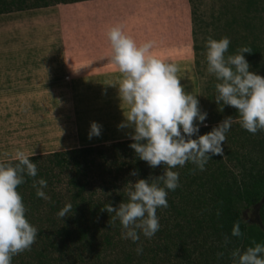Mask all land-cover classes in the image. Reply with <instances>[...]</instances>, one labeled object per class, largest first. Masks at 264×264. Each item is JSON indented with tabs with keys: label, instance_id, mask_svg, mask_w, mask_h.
Wrapping results in <instances>:
<instances>
[{
	"label": "crops",
	"instance_id": "crops-1",
	"mask_svg": "<svg viewBox=\"0 0 264 264\" xmlns=\"http://www.w3.org/2000/svg\"><path fill=\"white\" fill-rule=\"evenodd\" d=\"M116 26L137 45L152 42L153 56L176 64L184 91L203 111L190 0H84L0 15L1 119L17 120L20 135L51 136L45 147L51 152L71 139L83 147L94 143L88 120L103 125L102 143L131 140V128H118L128 106L119 98L123 74L106 35Z\"/></svg>",
	"mask_w": 264,
	"mask_h": 264
},
{
	"label": "clouds",
	"instance_id": "clouds-1",
	"mask_svg": "<svg viewBox=\"0 0 264 264\" xmlns=\"http://www.w3.org/2000/svg\"><path fill=\"white\" fill-rule=\"evenodd\" d=\"M107 39L112 50V63L123 74L119 83V98L128 106L124 121L118 128H131L129 147L139 160L150 168L166 166L162 175L129 182L126 202L113 207L105 204L103 211L113 214V222L119 221L121 237L136 243L140 235L151 239L160 230L157 209L168 207V192L179 187V173L173 171L186 163L203 172L211 155L223 156L224 141L235 119L226 117L211 131L198 135L207 113L202 111L196 96L186 93L178 78V67L151 54L152 42L140 45L126 36L119 26L110 28ZM231 41L227 36L206 40L207 72L215 77V102L236 110L240 127L250 134L264 132V77L249 71L244 58L250 49L242 46L234 54L226 55ZM101 125L90 122L88 138L99 137ZM195 136V139L192 137ZM34 155V153H33ZM15 164L0 163V264H11L13 256L29 250L38 232L25 216V206L19 185L24 176L36 177V163L22 150L12 157ZM132 177L138 171L129 173ZM37 198L49 200L44 191L47 181L38 179L33 184ZM72 205L66 203L58 212L61 219L71 213ZM243 220L233 223L230 236L239 238ZM227 240V238H226ZM135 252L141 255L142 245ZM218 256L222 253H218ZM232 264H264V244L253 242L243 251L231 252Z\"/></svg>",
	"mask_w": 264,
	"mask_h": 264
},
{
	"label": "trees",
	"instance_id": "trees-1",
	"mask_svg": "<svg viewBox=\"0 0 264 264\" xmlns=\"http://www.w3.org/2000/svg\"><path fill=\"white\" fill-rule=\"evenodd\" d=\"M78 1L84 0H57L31 8L15 7L14 10L5 9L11 4L3 3L4 9H0V14ZM213 127L199 128L198 135L208 133ZM225 142L227 144L222 145L224 158L209 154L210 160L203 172L196 170L191 163L173 169L179 173V187L168 192V207L157 209L162 235L150 249L143 252L147 256L148 264H232L233 250L239 248L243 251L253 246V242L264 244V132L258 131L253 135L243 130L239 122L233 123L226 134ZM131 143L132 140H127L107 146L72 149L49 154L46 160L51 164L50 169L73 171L74 175L69 184L75 189L74 199L82 202H85V191L91 188L90 183L83 178H87L91 168H96L103 179L114 174L112 179L105 182L102 180L103 190L111 197L100 206L95 203L99 209L90 217L97 218L105 204L116 207L119 203L126 202L129 182L160 176L166 167L161 164L150 168L146 162L138 159L129 147ZM254 152L258 153L260 159L249 161L254 158ZM40 159L41 157L29 158L34 163ZM8 163L15 164L16 161ZM134 170L139 173L137 177L129 175ZM24 180V183L30 182L27 175ZM23 184L17 188L21 198L23 196L19 188ZM246 209L256 211L260 223L250 224L245 221L247 224L241 223L242 236L231 237L233 223L240 219L244 221L242 211ZM25 216L27 219V215ZM110 216L112 218L113 214ZM56 235L61 244L73 242V237L81 243L86 241L88 230L78 228L70 231L64 227L57 230ZM53 239L55 241L54 237ZM104 244L111 246L107 239ZM218 253L222 255L218 256ZM129 261L132 262V259ZM40 263L38 261L37 264ZM20 264L35 263L25 261Z\"/></svg>",
	"mask_w": 264,
	"mask_h": 264
},
{
	"label": "rangeland",
	"instance_id": "rangeland-1",
	"mask_svg": "<svg viewBox=\"0 0 264 264\" xmlns=\"http://www.w3.org/2000/svg\"><path fill=\"white\" fill-rule=\"evenodd\" d=\"M56 1L0 0V9H4L3 3L11 4L5 9L14 10L15 7L25 6L26 8H31L43 5L44 3L51 4ZM190 1L194 17V33L198 47L196 53V74L200 85L202 109L207 113L205 123L208 125L207 127L200 126V128L216 126L226 117H232L235 119L233 123H238V113L234 108L223 106V111H219L220 105L214 100L216 95L214 85L217 81L213 75L207 72L205 44L208 37L218 40L221 37L227 36L231 43L226 55L234 54L242 46L248 47L251 53L243 55L250 66L249 71L264 77V0ZM0 112V163L14 161L13 159L10 160V157L15 154V150L24 151L29 158L41 157L40 160L35 162L37 176L34 178L29 177L30 182L24 183L23 187L19 188V192L23 196L22 202L26 209L25 215L28 217L27 220L37 229L38 235L29 250L13 256L11 264L25 263V261L35 264L38 261L41 262L40 264H50L49 262L52 264H148L147 256H144L143 252L147 251V248L150 249L158 237L162 235L160 230L151 239H146L143 235H140V240L133 243L130 240L122 239V229L119 221L113 222L110 216L112 215L111 213L108 215L102 211L99 217H90L93 212L95 213L96 209H99L101 204L108 202V199L111 197V195L103 190L104 185L102 184V180L105 182L112 179L114 174L109 178L105 177L103 179V177L99 176L100 172L96 168H91V172L88 171L87 178H83L91 186L84 193L85 202L74 199L75 189L69 184L74 175L73 171L65 170L62 172L55 168L50 169L51 164L46 160L47 155L58 153L51 152V148H45L46 142H53L51 141L52 137L44 135L37 130L32 131L31 135H20L17 125H14L17 120L15 123L6 119L7 117L2 120L1 114L3 111ZM35 117L37 121L36 125H41V117L39 115ZM85 124L86 127L90 124V121L88 120ZM99 125L103 126L100 123ZM53 137L57 139L59 135H53ZM73 138H76V135H73ZM93 138H95L94 143L85 142L86 144L84 145L87 147H97L116 143L114 140L102 143L99 137ZM192 138L195 139V136ZM43 143L44 145L42 146L41 144ZM36 144L40 146L38 150L36 149ZM224 144H227V142L224 141ZM32 145L35 147L34 150H32ZM59 146L62 149L58 148L59 152L74 149L71 147H83L76 142H72V139L71 144L59 143ZM253 155L254 158L249 159V161H258L260 159L257 152H254ZM99 163L98 161L97 164ZM41 178L47 181V188L44 191L50 197L49 200L37 198L35 194L33 184ZM91 196L93 198H90ZM66 203L72 205V211L60 219L57 216V212ZM95 203L99 206H96ZM102 215L105 217H102ZM242 217L247 223H260L257 212L252 209L243 210ZM64 227L70 231H76L78 228L87 229L88 237L86 241L79 243L73 237V242H66V245L61 244L57 241L56 231H60ZM105 239L110 240L111 246L104 244ZM138 244L143 247L141 255H137L135 252ZM129 259H132V262Z\"/></svg>",
	"mask_w": 264,
	"mask_h": 264
}]
</instances>
